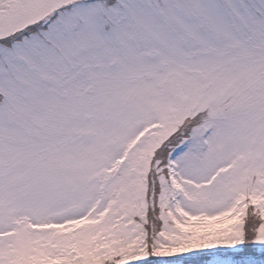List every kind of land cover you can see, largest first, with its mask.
I'll use <instances>...</instances> for the list:
<instances>
[{"label": "snow or ice", "instance_id": "6c2138e0", "mask_svg": "<svg viewBox=\"0 0 264 264\" xmlns=\"http://www.w3.org/2000/svg\"><path fill=\"white\" fill-rule=\"evenodd\" d=\"M0 264H264V0H0Z\"/></svg>", "mask_w": 264, "mask_h": 264}]
</instances>
